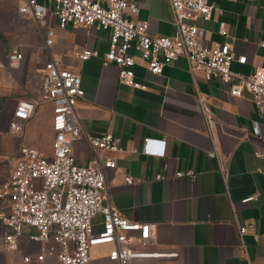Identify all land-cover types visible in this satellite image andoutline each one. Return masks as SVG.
<instances>
[{
	"label": "crops",
	"instance_id": "1",
	"mask_svg": "<svg viewBox=\"0 0 264 264\" xmlns=\"http://www.w3.org/2000/svg\"><path fill=\"white\" fill-rule=\"evenodd\" d=\"M138 6L134 20L146 21L152 36L172 37L173 16L167 0H133ZM213 6L209 20L197 19L206 47L228 42L235 58L230 70L247 76L255 67H264V0H207ZM54 29L50 53L60 67L79 74L84 96L75 110L81 135L73 146L75 161L86 165L93 153L88 138L110 133L120 139V151L103 152L115 159V168L105 171L111 204L128 220L152 224V244L145 249L159 257L133 260L131 264H264V131L255 135L251 122L264 124L249 92L239 98L229 95L226 86L191 73L186 61L178 58L152 74L134 51L135 81L145 88L121 83L117 68L102 64L108 49V30L82 26ZM223 24L225 35L219 33ZM74 45L87 46L97 53L86 60L72 54ZM18 46L22 54L16 68H0V182L13 168L21 146L50 154L53 139L52 106L40 91L42 68L48 59L42 36L33 18L18 12L13 0H0V60ZM200 100L210 110L211 127L200 109ZM19 101H36L33 116L19 133L10 131L12 111ZM145 138L163 140L164 156L146 155ZM154 147L162 144L155 143ZM219 162L227 170L224 180ZM193 170L194 180L176 177V172ZM164 176L157 179L156 175ZM132 179L131 184L124 181ZM257 196L252 202L241 200ZM6 200L0 201V210ZM102 218H93L94 229ZM251 224L240 239L237 226ZM5 229L0 226V264H21L23 254H35L39 244L28 240L32 230L24 229L16 251L4 248ZM258 235V240L254 239ZM111 244L90 248V264H117L109 260ZM173 254V255H171ZM46 264H56L47 259Z\"/></svg>",
	"mask_w": 264,
	"mask_h": 264
},
{
	"label": "built area",
	"instance_id": "2",
	"mask_svg": "<svg viewBox=\"0 0 264 264\" xmlns=\"http://www.w3.org/2000/svg\"><path fill=\"white\" fill-rule=\"evenodd\" d=\"M18 12L30 16L42 36L43 48L48 59L42 68L40 91L51 103V128L53 139L50 154L21 146L13 168L0 182V201L6 206L0 210V226L5 229L4 248L8 252L18 249L19 238L24 229L32 230L28 240L39 244L35 254H23L21 264H46L54 259L56 264H90V248L99 244H111L108 258L117 264H131L133 260L159 257L162 254L145 248L152 244L148 222L128 220L111 204L106 184L105 171L115 168V159L103 152L120 151V139L110 133L88 138L93 156L86 165L75 161L73 146L81 135V126L75 106L83 98L79 74L60 67L49 48L53 44L54 29L50 25L52 15L59 28L82 26L88 30H108V49L102 56V64L113 63L121 83L133 88H145L135 81L136 52L154 75L161 73L163 66L178 58L186 61L188 70L202 72L205 79H214L226 86L232 97L239 98L247 91L259 114L264 112V67H255L247 76L230 70L233 60L245 62V56L234 57L228 42L206 47L202 43V30L194 22L209 20L213 6L207 0H167L173 16L175 33L172 37L152 36L146 21L134 20L138 6L133 0H13ZM219 33L226 34L223 24ZM72 54L86 60L97 53L87 46L74 45ZM6 63L0 60V68H16L22 59L18 46L10 48ZM38 106L36 101L16 103L9 123L10 131L19 133L33 116ZM200 109L210 131V110L200 100ZM252 131L260 135L264 124L251 122ZM155 143L162 144L154 147ZM163 140L145 138L141 151L146 155L164 156ZM255 158H264L259 151ZM221 177L228 176L226 167L219 162ZM176 177L196 178L193 170L176 172ZM164 176L157 174L156 178ZM124 181L131 184L130 177ZM257 196L241 200L255 201ZM100 215L102 228L94 229L93 218ZM251 224L238 225L241 239ZM259 236L254 235L258 240ZM173 255V254H171Z\"/></svg>",
	"mask_w": 264,
	"mask_h": 264
},
{
	"label": "rangeland",
	"instance_id": "3",
	"mask_svg": "<svg viewBox=\"0 0 264 264\" xmlns=\"http://www.w3.org/2000/svg\"><path fill=\"white\" fill-rule=\"evenodd\" d=\"M41 2H43V0H41Z\"/></svg>",
	"mask_w": 264,
	"mask_h": 264
}]
</instances>
